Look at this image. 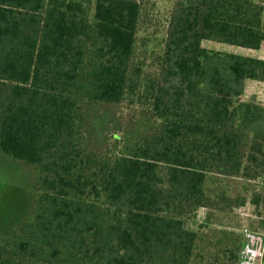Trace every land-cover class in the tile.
Returning <instances> with one entry per match:
<instances>
[{"label":"trees","instance_id":"16d2710c","mask_svg":"<svg viewBox=\"0 0 264 264\" xmlns=\"http://www.w3.org/2000/svg\"><path fill=\"white\" fill-rule=\"evenodd\" d=\"M92 1L0 0V156L37 193L0 264H239L242 235L190 223L209 175L264 176V59L203 41L259 49L264 0H174L151 51L143 0Z\"/></svg>","mask_w":264,"mask_h":264},{"label":"rangeland","instance_id":"374dc122","mask_svg":"<svg viewBox=\"0 0 264 264\" xmlns=\"http://www.w3.org/2000/svg\"><path fill=\"white\" fill-rule=\"evenodd\" d=\"M173 1L143 0V12L148 11L146 17L148 24L141 25L139 36L150 35V51L152 49H162L160 41L166 33L167 19ZM94 12L95 0L90 5L91 17ZM203 46L208 49L243 56L264 57V46L254 49L213 40H204ZM137 47L138 53L142 52L141 42L138 43ZM148 61H153V59L149 58ZM251 82L252 80H249L247 95L251 94L253 90L250 87ZM128 107L127 103L124 106H118L117 115L122 118L121 123L126 124L133 117L134 111ZM28 181H31V178L23 165L0 156V232L7 230L14 234H21L26 223L34 215L37 193L27 186ZM207 185L216 198L211 207H204L199 210L198 217L190 223L191 227L196 229L200 223H203L206 225L203 229L209 235H213L217 230L233 231L238 235H242L243 240V230L245 228H249L259 233V235L264 233V209L253 203L254 191L264 195V176L261 179L243 176H221V179L216 180L213 175H209ZM242 197H245L244 204H237V201H242ZM211 251L218 254L220 250L217 246ZM12 264L42 263L22 258L13 260Z\"/></svg>","mask_w":264,"mask_h":264},{"label":"built area","instance_id":"2783aa9c","mask_svg":"<svg viewBox=\"0 0 264 264\" xmlns=\"http://www.w3.org/2000/svg\"><path fill=\"white\" fill-rule=\"evenodd\" d=\"M244 242L239 255V264H264V233L245 228Z\"/></svg>","mask_w":264,"mask_h":264},{"label":"crops","instance_id":"0c3cea01","mask_svg":"<svg viewBox=\"0 0 264 264\" xmlns=\"http://www.w3.org/2000/svg\"><path fill=\"white\" fill-rule=\"evenodd\" d=\"M264 46V42L262 43L261 47L262 48ZM264 59V57H259ZM249 80H252L251 84V89L253 88L251 94L247 95V87L249 84ZM244 97L245 98H256L260 101H262L264 103V82L263 81H259V80H253V79H248L245 82V93H244Z\"/></svg>","mask_w":264,"mask_h":264}]
</instances>
